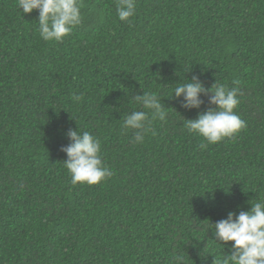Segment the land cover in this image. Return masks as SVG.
Returning <instances> with one entry per match:
<instances>
[{
    "label": "trees",
    "instance_id": "trees-1",
    "mask_svg": "<svg viewBox=\"0 0 264 264\" xmlns=\"http://www.w3.org/2000/svg\"><path fill=\"white\" fill-rule=\"evenodd\" d=\"M83 4L49 42L39 10L0 0V264H214L234 242L213 225L264 198V0H137L130 23L117 0ZM193 76L239 81L246 127L201 148L183 122L216 107L211 93L199 109L172 95ZM144 92L169 120L137 144L123 118ZM69 130L101 140L109 179L71 183Z\"/></svg>",
    "mask_w": 264,
    "mask_h": 264
},
{
    "label": "clouds",
    "instance_id": "clouds-1",
    "mask_svg": "<svg viewBox=\"0 0 264 264\" xmlns=\"http://www.w3.org/2000/svg\"><path fill=\"white\" fill-rule=\"evenodd\" d=\"M23 14L39 10L38 31L41 38L49 42H60L82 24L83 0H17ZM118 19L131 22L137 12V0H117ZM190 71V70H189ZM236 87L228 88L217 81L206 88L198 76L187 82L177 84L172 95L181 98L185 108L199 109L204 103L201 94L208 95L215 108L201 112L195 119H186L183 126L193 134L202 136L207 144H216L233 137L246 127V122L237 114L241 89L239 81H233ZM171 95V96H172ZM170 96V97H171ZM79 100L80 97H74ZM135 103L144 110H133L123 118V128L133 131V142L141 144L145 136L152 131L153 121L168 122L169 112L161 97L152 92H144L133 97ZM71 143L62 147L67 154L64 166L71 176V183L96 185L112 176V171L102 158L101 140L88 131L69 130ZM248 211L229 212L226 219L213 225L216 241L222 244L233 241L230 254L217 258L214 264H264V198L251 202ZM173 264H187V258L181 253L173 257Z\"/></svg>",
    "mask_w": 264,
    "mask_h": 264
}]
</instances>
